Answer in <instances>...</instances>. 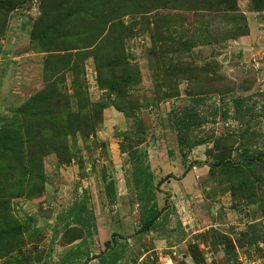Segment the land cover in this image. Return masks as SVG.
<instances>
[{
    "label": "rangeland",
    "instance_id": "obj_1",
    "mask_svg": "<svg viewBox=\"0 0 264 264\" xmlns=\"http://www.w3.org/2000/svg\"><path fill=\"white\" fill-rule=\"evenodd\" d=\"M203 2L0 1V264H58L81 238L89 257L74 264H101L112 233L126 243L115 264H264L263 170L250 159L264 152V0ZM111 45L121 67L111 71L109 54L98 73V51ZM110 72L118 83L107 86ZM182 108L200 142L183 156L168 119ZM134 117L166 217L142 232L134 162L119 149ZM102 172L114 181L111 205ZM73 200L93 212L94 229L54 236Z\"/></svg>",
    "mask_w": 264,
    "mask_h": 264
},
{
    "label": "trees",
    "instance_id": "obj_2",
    "mask_svg": "<svg viewBox=\"0 0 264 264\" xmlns=\"http://www.w3.org/2000/svg\"><path fill=\"white\" fill-rule=\"evenodd\" d=\"M1 3L5 5H12L13 3H17L19 0H0ZM193 1V0H191ZM203 7H206L207 5H220V3H225V0H203ZM252 1V0H250ZM253 3V2H252ZM232 10H236V4H231ZM149 10V9H147ZM69 16V14H66L65 19ZM67 20H64V24ZM63 24V25H64ZM246 31H240L236 34V36L244 35ZM117 51L115 57L113 56L114 53ZM121 49H118V47L111 45L110 47L104 46L100 48L98 51L99 56V63L98 60H95L96 63V69L99 73L101 69H103L104 65L107 63L106 60H102L103 58H107L109 54L111 55V61L108 63L110 64L113 62V66L111 68V71L114 69V67L119 65L121 67V56L120 52ZM123 65H125L123 63ZM114 72H110L109 79L107 86H111L116 82L118 76H113ZM121 82L127 83L130 78L129 76H122L119 77ZM45 97H43V91L35 94L32 97V100L42 102L44 101ZM242 103V98H233L232 100V106L234 109V112L237 114L239 113L238 109H240ZM186 108L178 109V110H170L168 119L169 123L171 125V128L175 131V141L176 146L179 154L183 156L184 150L190 149L193 144H200V142H192L189 139L187 130L192 124L191 117L186 113ZM133 125L134 130L129 132H123L119 136H121V139L124 143H128L127 146L124 144H121L119 142V149L121 152H125L128 159L131 162H134V168L131 172L132 177V184L133 188L135 189V201L137 202V211H138V228L137 231H151L155 229L161 228L162 222L161 218L163 220L166 219L165 215H163L160 218V215L162 213V209L158 208L157 202L155 199V192L154 188L155 184H153L152 180V174L149 170V165L147 162V154L145 150L141 149L139 145L143 142L142 136L144 134V125L141 120V118L134 117L133 119ZM132 142L133 144H129ZM169 153V152H168ZM254 158L257 162L260 168L263 170L262 178L264 179V152L256 154L255 157L250 156V159ZM232 169V167L230 166ZM184 171H187L184 170ZM167 176L162 177L161 181L165 180ZM101 178L103 181V194L106 198V201L108 204H113L115 199V191H114V181L112 178L107 177L105 172L101 173ZM264 213V212H263ZM71 227H77L85 232V234H89L90 229H94V215L91 210H89L86 207L84 200H73L70 205L63 210L62 212H59L55 216V223L52 227L53 235L55 236L60 230H68ZM112 238H110L111 241L105 240L103 242V249L102 252H100V255H98V258L101 262V264H115L124 253V249L126 247L125 242H117L113 238L115 234H111ZM85 244V238L79 239L77 243L71 244L67 249H65L62 254L58 258V264H74L75 261L83 258L89 257L88 250H83L82 247Z\"/></svg>",
    "mask_w": 264,
    "mask_h": 264
},
{
    "label": "crops",
    "instance_id": "obj_3",
    "mask_svg": "<svg viewBox=\"0 0 264 264\" xmlns=\"http://www.w3.org/2000/svg\"><path fill=\"white\" fill-rule=\"evenodd\" d=\"M190 173H191V171H189V170L185 171V172H184V175H185V176H184V179H186V178L189 176ZM178 212H179V210H178ZM181 223H182L183 225H185L184 222H183L182 220H181Z\"/></svg>",
    "mask_w": 264,
    "mask_h": 264
}]
</instances>
